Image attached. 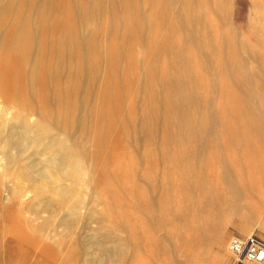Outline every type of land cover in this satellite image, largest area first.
<instances>
[{"label": "rangeland", "instance_id": "374dc122", "mask_svg": "<svg viewBox=\"0 0 264 264\" xmlns=\"http://www.w3.org/2000/svg\"><path fill=\"white\" fill-rule=\"evenodd\" d=\"M29 1L11 0L4 19L11 86L0 96L86 171L55 169L56 192L35 176L44 158L35 146L21 139L10 162L0 145V264H244L230 237L264 238V137L245 125L254 82L264 103V0ZM181 77L200 80L188 85L199 101L182 108ZM187 118L203 132L191 133ZM229 180L250 215L211 211L216 226L202 242L198 199H228Z\"/></svg>", "mask_w": 264, "mask_h": 264}, {"label": "bare ground", "instance_id": "6f19581e", "mask_svg": "<svg viewBox=\"0 0 264 264\" xmlns=\"http://www.w3.org/2000/svg\"><path fill=\"white\" fill-rule=\"evenodd\" d=\"M41 1L38 0V4ZM42 3V2H41ZM35 0H30L28 5L30 7H37ZM14 6L11 3V0H0V86L4 89L10 88L11 84L7 81L6 76L9 75L10 68L12 66L11 62L3 61L5 58L3 52L6 50V39L9 34L10 29L3 28L4 19L8 16L9 13L13 12ZM263 18V16H262ZM264 20V18H263ZM14 28L16 27L15 24H12ZM19 32L21 31V23H18ZM262 27H264V21L262 22ZM8 33V34H7ZM7 34V35H6ZM31 32H28L27 29L22 25V32L20 38L27 36V41L30 42L32 39ZM20 39V40H21ZM20 42V41H19ZM200 80H196V84ZM247 82L250 83L249 77L247 78ZM195 83L192 84L188 82L187 79L181 77L178 80L177 88L175 89V106L182 108L185 105L187 100H191L192 104H195L198 100L197 96L195 95L194 90H189L188 85H196ZM260 88L259 82H254L251 86V99L250 102L251 106L247 108V119L245 122L246 129L252 130L253 132H257L262 134L261 139L264 137V103H259L256 99L258 96V89ZM12 105L6 103L4 97L0 96V145L2 144L7 150V156L9 161H14L17 159L18 155H13L12 150L13 148L20 146V140H25L30 146H35L38 150L37 153H41L44 155V158H36L33 161V164L36 167V175L38 179H50L51 183H46L48 186L52 187L54 191L59 192V177H57L54 181V170L59 168L66 169L69 168V174L76 175L79 172H84V167L80 164V160L75 157L72 153H65L59 155V147H57V142L53 140V137L47 132L48 127L44 126L41 123L31 124L30 116L28 114H23L20 112L21 110H16L13 112ZM9 114L12 116L9 117ZM183 124L189 129V131L193 134H200L203 132L204 128L202 125L193 121L192 118H187L183 121ZM47 139V140H46ZM46 140V141H45ZM44 141V142H43ZM205 142V139H204ZM1 145V146H2ZM23 148V146L21 145ZM56 148V149H55ZM67 170V169H66ZM10 172V171H9ZM15 172V170H14ZM59 172V171H58ZM230 174L227 170L226 174ZM6 174V173H5ZM9 174V173H7ZM67 174V173H66ZM12 181H14V186L11 189V193L14 196H21L23 193L21 182L19 181V175L10 173ZM7 176V175H6ZM9 176V175H8ZM78 176V175H77ZM21 179V176H20ZM89 180L95 179L93 173H89ZM205 176L200 177L196 181V185H200L204 183ZM231 185V191L228 195V199L226 200H218L214 206L210 207V203L208 202L211 198V193H207L205 196H201L198 200V206L200 211H202L204 218H206L207 224L203 225L198 230V238L204 242L206 239L205 237L212 231V228L216 225H213L214 222L210 216L211 211L217 212V214H222V216H230L232 218L234 215L239 214L240 216H248L250 215V211H247V205L241 203L239 198H241L242 190L236 186L232 180L228 181ZM77 186V184H76ZM75 186V187H76ZM38 191L43 192L45 190V186L38 185ZM67 188L65 187L62 192L66 197H69V202L73 203L74 205L79 204L81 198L76 192V188ZM77 194V195H76ZM45 209L51 211L54 209V206L51 203L45 204ZM222 218V217H221ZM205 221V222H206ZM217 229V228H215ZM226 230V229H225ZM223 230L221 233V237L226 233ZM242 232H247L246 229H243ZM102 247V246H101ZM104 248V247H103ZM109 252V251H108ZM112 254L120 252V248L117 247L116 249L111 250ZM110 253V252H109ZM116 256V255H115Z\"/></svg>", "mask_w": 264, "mask_h": 264}, {"label": "built area", "instance_id": "2783aa9c", "mask_svg": "<svg viewBox=\"0 0 264 264\" xmlns=\"http://www.w3.org/2000/svg\"><path fill=\"white\" fill-rule=\"evenodd\" d=\"M228 247L237 263L264 264V238L255 233L232 235Z\"/></svg>", "mask_w": 264, "mask_h": 264}]
</instances>
